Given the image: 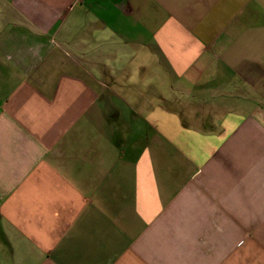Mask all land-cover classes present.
Listing matches in <instances>:
<instances>
[{"label":"crops","instance_id":"1","mask_svg":"<svg viewBox=\"0 0 264 264\" xmlns=\"http://www.w3.org/2000/svg\"><path fill=\"white\" fill-rule=\"evenodd\" d=\"M0 264H264V0H0Z\"/></svg>","mask_w":264,"mask_h":264}]
</instances>
